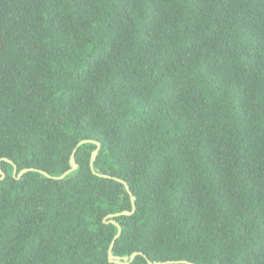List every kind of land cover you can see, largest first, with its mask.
<instances>
[{"label":"trees","instance_id":"trees-1","mask_svg":"<svg viewBox=\"0 0 264 264\" xmlns=\"http://www.w3.org/2000/svg\"><path fill=\"white\" fill-rule=\"evenodd\" d=\"M0 169V264H117L130 193L128 264H264V0H0Z\"/></svg>","mask_w":264,"mask_h":264},{"label":"water","instance_id":"water-1","mask_svg":"<svg viewBox=\"0 0 264 264\" xmlns=\"http://www.w3.org/2000/svg\"><path fill=\"white\" fill-rule=\"evenodd\" d=\"M86 141H90V140H82V141L79 142V144H81V143H83V142H86ZM79 144H78V145H79ZM96 144H97V148H96L95 150L92 151L91 158H90V166H91V168H93V161H94V159H95V156H96V154H97V150H98V148H99V143L96 142ZM75 150H76V148L72 151V153H71V155H70V159H69V162H70V165H71L70 169L67 170V171H66L64 174H62L61 176H59V178L63 177L65 174H67V173H69L70 171H73V170H75V169L77 168V164H76V162H75V158H74ZM26 171H27V169H23V170H21V171L19 172L18 175H21L22 173H24V172H26ZM13 172H15V168H14V171H13ZM94 172H95V171H94ZM0 174H1V177L4 176L3 173H2V171H1V169H0ZM120 181L124 183L125 188L129 191L127 183H126L125 181L121 180V179H120ZM129 193H130V192H129ZM130 196H131L132 205H133L131 211L124 210V211H122V212L108 214V215H106L105 218L103 219V220L106 221V218H107L108 221H106V222H111L112 224H114V225L117 226V233H116V235L114 236V238H113V240H112V242H111V244H110V246H109V248H108V253H107V254H108V260H109L110 262H114V263H117V264H128L129 262H131V261L135 258V256H136L137 254L140 253V252H138V251H134V252H132L129 256L119 257V256H115V255H113V254H112V251H111L112 246H113V243H114V240L120 235V229H121L120 225H119V224L113 219V217H114V216H117V215H121V214H131V213L134 211V209H135V206H134V197L131 195V193H130ZM147 262H148V264H165V263H166L165 261H164V262H152V261H150V260H147ZM167 262H168V261H167ZM176 262H177V261H176ZM180 262H186V263H188V264H195V263H192V262H189V261H185V260H181Z\"/></svg>","mask_w":264,"mask_h":264}]
</instances>
